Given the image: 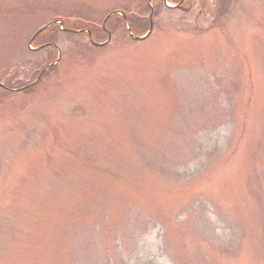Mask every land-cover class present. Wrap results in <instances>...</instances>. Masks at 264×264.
I'll return each instance as SVG.
<instances>
[{
  "label": "rangeland",
  "instance_id": "obj_1",
  "mask_svg": "<svg viewBox=\"0 0 264 264\" xmlns=\"http://www.w3.org/2000/svg\"><path fill=\"white\" fill-rule=\"evenodd\" d=\"M148 1L0 0V264H264V0Z\"/></svg>",
  "mask_w": 264,
  "mask_h": 264
},
{
  "label": "trees",
  "instance_id": "obj_2",
  "mask_svg": "<svg viewBox=\"0 0 264 264\" xmlns=\"http://www.w3.org/2000/svg\"><path fill=\"white\" fill-rule=\"evenodd\" d=\"M176 2H179L180 0H175ZM233 0H217V7H216V11H215V17L217 19V17L221 16L223 14L222 11H225V8L232 3ZM154 2H160V0H155ZM141 18V17H140ZM129 21L130 24H133V27L135 29L134 33L137 34V35H142L144 34L149 26H150V19L146 18V19H143L142 22L138 21L136 19V17H127V19H125V17H122V16H114L109 22H111L112 24H119L121 25V23H125V21ZM111 23H110V26H111ZM136 25V26H135ZM85 28H91L93 30V33H92V36H95V39L98 41V40H101L102 37H103V34H107L105 32V29L101 27V29H98L97 27H99V24L95 23V24H92V25H87V24H84ZM138 26H141L140 29L137 30ZM95 28V30H94ZM97 28V29H96ZM100 28V27H99ZM82 29V30H84ZM133 29V30H134ZM90 30V29H89ZM54 49V52L56 51L55 48ZM57 67V65L55 66ZM4 87H0V92H3L4 91Z\"/></svg>",
  "mask_w": 264,
  "mask_h": 264
},
{
  "label": "water",
  "instance_id": "obj_3",
  "mask_svg": "<svg viewBox=\"0 0 264 264\" xmlns=\"http://www.w3.org/2000/svg\"><path fill=\"white\" fill-rule=\"evenodd\" d=\"M152 1H153V0L150 1V4L152 3ZM190 5H191V0H190ZM116 12H117V11H116ZM114 14H115V13H111L110 16H112V15H114ZM121 14H123V12H122ZM105 24H106V20H105V22H104V26H105ZM50 25H51V23L48 24L47 27L50 26ZM128 26H129V25H128ZM42 29H43V28H41V29L35 34V36L32 38V41H31V42L34 41V39H35L36 36L42 31ZM152 29H153V14H151V24H150V28H149V30H148V32H147L146 34H144V35H142V36H136V35L133 33V31L131 30V27H130V26H129V33H130V35H131L135 40H144V39H146V38L151 34ZM109 34H110V32H109ZM110 39H111V35H109L108 39H107L105 42H101V43H100V42H97L96 40H94L93 38H91V42H92L93 44H95V45L101 46V45L107 44V43L110 41ZM31 48H32V47H31Z\"/></svg>",
  "mask_w": 264,
  "mask_h": 264
},
{
  "label": "flooded vegetation",
  "instance_id": "obj_4",
  "mask_svg": "<svg viewBox=\"0 0 264 264\" xmlns=\"http://www.w3.org/2000/svg\"><path fill=\"white\" fill-rule=\"evenodd\" d=\"M181 1V0H180ZM187 2V0H183V2L181 3V4H183V3H186Z\"/></svg>",
  "mask_w": 264,
  "mask_h": 264
}]
</instances>
